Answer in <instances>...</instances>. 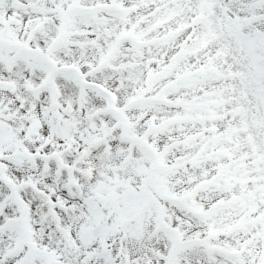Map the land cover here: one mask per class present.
Segmentation results:
<instances>
[{
    "label": "snow or ice",
    "instance_id": "snow-or-ice-1",
    "mask_svg": "<svg viewBox=\"0 0 264 264\" xmlns=\"http://www.w3.org/2000/svg\"><path fill=\"white\" fill-rule=\"evenodd\" d=\"M0 264H264V0H0Z\"/></svg>",
    "mask_w": 264,
    "mask_h": 264
}]
</instances>
